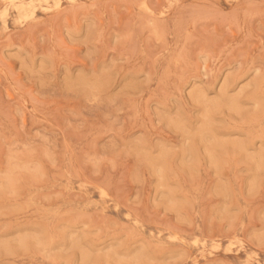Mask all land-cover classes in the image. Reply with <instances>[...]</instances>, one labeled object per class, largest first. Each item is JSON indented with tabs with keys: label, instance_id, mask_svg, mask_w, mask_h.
Segmentation results:
<instances>
[{
	"label": "rangeland",
	"instance_id": "374dc122",
	"mask_svg": "<svg viewBox=\"0 0 264 264\" xmlns=\"http://www.w3.org/2000/svg\"><path fill=\"white\" fill-rule=\"evenodd\" d=\"M0 264H264V0H0Z\"/></svg>",
	"mask_w": 264,
	"mask_h": 264
}]
</instances>
